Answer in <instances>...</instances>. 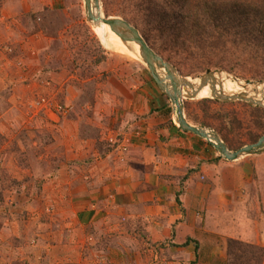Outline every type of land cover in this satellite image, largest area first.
<instances>
[{
	"label": "crops",
	"instance_id": "obj_1",
	"mask_svg": "<svg viewBox=\"0 0 264 264\" xmlns=\"http://www.w3.org/2000/svg\"><path fill=\"white\" fill-rule=\"evenodd\" d=\"M148 89L119 95L120 106L103 104L118 95H96L93 124L89 111L50 114L65 150L52 195L70 197V219L35 241L36 264H227L230 239L264 248V151L226 159Z\"/></svg>",
	"mask_w": 264,
	"mask_h": 264
},
{
	"label": "rangeland",
	"instance_id": "obj_2",
	"mask_svg": "<svg viewBox=\"0 0 264 264\" xmlns=\"http://www.w3.org/2000/svg\"><path fill=\"white\" fill-rule=\"evenodd\" d=\"M105 1L100 0L104 13ZM120 1L125 2L107 0V4L116 10ZM132 1L136 2L131 0L122 11L129 14ZM92 10L96 11L95 7ZM1 15H13L16 20L12 17H8L10 21L0 20V264H36L31 260L37 251L32 246L43 235L62 234L61 227L70 219L65 207L71 200L52 195L53 185H59L60 191L63 189L64 181L58 171L64 161V141L61 133L55 131L52 113L39 112L33 103L41 96L47 97L55 105L69 106L68 113H56L57 116L77 119L83 117V111L97 108L96 95H118L117 100L103 104L120 106L123 97L119 95L132 94V91L149 93L148 88L159 94L162 90L140 58L114 46L102 37L97 26L87 21L84 0H0ZM158 44L160 49L157 46L154 49L160 55L163 44L161 41ZM17 47L20 53L12 63L8 56L14 55ZM244 49L246 45L241 48ZM165 51L164 60L171 54ZM238 53L227 56V64L234 71L221 72L240 80L264 82L252 78L264 76V70H254L255 63L239 58ZM175 59L180 67L173 66L183 77L199 78L207 74L196 75V70L202 71L207 65L200 57L177 54ZM217 79L228 92L242 90L224 76ZM210 96L211 90L207 87L199 93V100H185V105L191 102L193 115L201 120L205 112L196 102ZM82 97L92 98L94 106L83 102ZM228 103L234 105L225 106L226 110L238 112L247 122L252 120L248 103ZM173 106L177 114V107ZM215 108L222 106L218 104ZM88 117L92 124L97 119L95 114ZM83 126H88L86 121ZM56 177H59L57 182H49ZM19 238L22 242L16 241ZM8 250L10 260H6L10 258H6Z\"/></svg>",
	"mask_w": 264,
	"mask_h": 264
},
{
	"label": "trees",
	"instance_id": "obj_3",
	"mask_svg": "<svg viewBox=\"0 0 264 264\" xmlns=\"http://www.w3.org/2000/svg\"><path fill=\"white\" fill-rule=\"evenodd\" d=\"M124 1V7L125 2L120 1L117 9L113 10L106 0V15L125 17L153 49L156 46L160 49L158 42L161 41L163 51H159L160 55L165 50L169 51L171 54L165 55V60L176 67H180L179 63L173 61L177 54H185L200 57L207 63L204 70H196V75L223 70L233 72L234 69L227 64L228 57L239 52V58L255 63L254 70H264V0H134L136 2L132 1L129 14L122 9H126L131 0ZM170 13L175 14L170 16ZM100 45L99 49L103 51ZM243 45H246V49L241 50ZM13 52L14 55L8 56L12 62L20 53L18 47ZM252 78L264 80L263 75ZM82 101L94 106L92 98L82 97ZM196 103L205 112L204 118L200 120L193 115L189 102L185 105L188 120L215 130L233 151L257 143L264 135L262 107L246 104L252 119L247 122L238 112L225 109V106L233 103L212 99ZM218 104L222 108L217 110L215 106ZM68 107L62 104V108ZM89 115L94 116V111L89 110ZM16 241L22 242V238ZM227 255V264H264V248L239 240H228Z\"/></svg>",
	"mask_w": 264,
	"mask_h": 264
},
{
	"label": "water",
	"instance_id": "obj_4",
	"mask_svg": "<svg viewBox=\"0 0 264 264\" xmlns=\"http://www.w3.org/2000/svg\"><path fill=\"white\" fill-rule=\"evenodd\" d=\"M84 2L86 18L92 26H98L102 23L106 24L122 42L127 45L136 44L139 46L140 56L138 57L141 58L139 60L148 69L159 88L174 101L177 107L175 120L182 130L216 142L217 147L228 160H238L242 157L259 154L264 151L262 150L264 148V135L257 143L232 152L216 131L211 128L192 125L187 120L185 114V100H199V93L207 87L211 90V96L207 99L223 102H245L264 108V82L240 80L226 72L207 73L199 78L183 77L173 65L167 63L148 44L140 31L129 21L120 17H108L102 10L100 0H84ZM94 7L99 12V15L93 12L92 8ZM101 11L104 14V18L101 17ZM132 49L137 53L136 49ZM222 76L227 78L232 84L240 86L242 88L241 92L226 91L223 87L224 84L217 79Z\"/></svg>",
	"mask_w": 264,
	"mask_h": 264
},
{
	"label": "bare ground",
	"instance_id": "obj_5",
	"mask_svg": "<svg viewBox=\"0 0 264 264\" xmlns=\"http://www.w3.org/2000/svg\"><path fill=\"white\" fill-rule=\"evenodd\" d=\"M95 14L98 13L99 15V12L97 11H94ZM101 17L103 18L102 14H101ZM100 34L102 35V37L104 39H109V41L116 47L118 48H121V49H124L126 52L130 53L131 55H134L136 57L140 56V48L138 45L136 44H125L124 42L121 41V39L115 34V32H113L109 26H107L106 24H99L97 26ZM136 49L137 50V53H135L133 51V49ZM139 53V55H137ZM139 58V57H138ZM141 59V58H140ZM225 86V85H224ZM223 86V87H224ZM225 89V88H224Z\"/></svg>",
	"mask_w": 264,
	"mask_h": 264
},
{
	"label": "built area",
	"instance_id": "obj_6",
	"mask_svg": "<svg viewBox=\"0 0 264 264\" xmlns=\"http://www.w3.org/2000/svg\"><path fill=\"white\" fill-rule=\"evenodd\" d=\"M33 106L39 110V112H48L55 114H66L68 113V109L62 108L59 104H53L47 97L41 96L34 103ZM154 264H168L165 260H160L158 257L154 258Z\"/></svg>",
	"mask_w": 264,
	"mask_h": 264
}]
</instances>
